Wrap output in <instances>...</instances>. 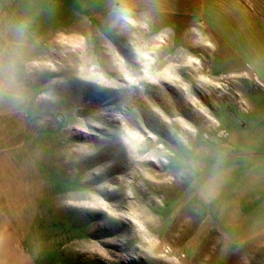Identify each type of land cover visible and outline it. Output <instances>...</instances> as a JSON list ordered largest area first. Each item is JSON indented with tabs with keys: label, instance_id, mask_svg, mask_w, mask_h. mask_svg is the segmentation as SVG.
<instances>
[{
	"label": "rangeland",
	"instance_id": "1",
	"mask_svg": "<svg viewBox=\"0 0 264 264\" xmlns=\"http://www.w3.org/2000/svg\"><path fill=\"white\" fill-rule=\"evenodd\" d=\"M175 4L37 1L41 53L19 68L42 194L7 217L34 264H264V201L242 198L264 67L241 28Z\"/></svg>",
	"mask_w": 264,
	"mask_h": 264
},
{
	"label": "crops",
	"instance_id": "2",
	"mask_svg": "<svg viewBox=\"0 0 264 264\" xmlns=\"http://www.w3.org/2000/svg\"><path fill=\"white\" fill-rule=\"evenodd\" d=\"M37 1L0 0V264H34L26 250V225L12 221L17 224L13 227L7 217L26 216L28 202L42 194L26 149L25 111L20 105L25 85L20 84L19 68L27 66L28 55L41 53L43 25L32 14ZM174 1L179 7L203 10L202 15L209 8L214 18L211 22L234 25L229 28L234 38L241 28L244 55L251 57L252 63L258 57L264 67V0ZM25 8H29L30 16L21 15ZM261 126L260 135L264 136V120ZM260 167L258 171L252 168V179L243 183L242 198H257L261 203L264 166Z\"/></svg>",
	"mask_w": 264,
	"mask_h": 264
}]
</instances>
